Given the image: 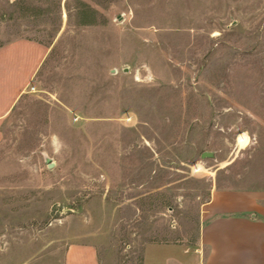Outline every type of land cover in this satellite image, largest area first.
<instances>
[{"label": "rangeland", "instance_id": "rangeland-1", "mask_svg": "<svg viewBox=\"0 0 264 264\" xmlns=\"http://www.w3.org/2000/svg\"><path fill=\"white\" fill-rule=\"evenodd\" d=\"M6 50L44 56L0 120V264L196 248L264 158V0H0Z\"/></svg>", "mask_w": 264, "mask_h": 264}, {"label": "crops", "instance_id": "crops-1", "mask_svg": "<svg viewBox=\"0 0 264 264\" xmlns=\"http://www.w3.org/2000/svg\"><path fill=\"white\" fill-rule=\"evenodd\" d=\"M14 46L25 52L31 44L17 41ZM43 56L32 63L28 53L0 54V120L15 105ZM252 168L254 172L245 175L224 176L230 179L223 178L211 188L196 248L150 245L142 264H264V158ZM75 249L66 252V264H76V255L85 257L86 264H98L94 247Z\"/></svg>", "mask_w": 264, "mask_h": 264}, {"label": "water", "instance_id": "water-1", "mask_svg": "<svg viewBox=\"0 0 264 264\" xmlns=\"http://www.w3.org/2000/svg\"><path fill=\"white\" fill-rule=\"evenodd\" d=\"M210 155H211L210 153L204 152V153H202L201 156H202V158H205V157H209ZM48 166L51 167L52 166V163H49Z\"/></svg>", "mask_w": 264, "mask_h": 264}]
</instances>
